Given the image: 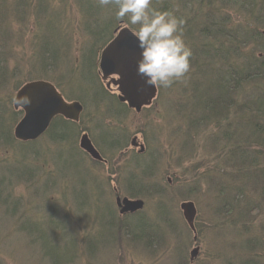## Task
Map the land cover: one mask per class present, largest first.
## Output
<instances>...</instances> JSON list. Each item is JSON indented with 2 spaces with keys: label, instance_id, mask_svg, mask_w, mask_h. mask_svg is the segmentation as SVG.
<instances>
[{
  "label": "rangeland",
  "instance_id": "1",
  "mask_svg": "<svg viewBox=\"0 0 264 264\" xmlns=\"http://www.w3.org/2000/svg\"><path fill=\"white\" fill-rule=\"evenodd\" d=\"M13 1L0 0V3L7 12L9 29L12 32L23 29L13 51V59L21 72L29 69L31 58H39V45L38 42L34 45L32 36L40 35L41 22L34 6L23 12L19 4L12 8ZM48 1L50 7L39 12V17H44L45 22L49 20L58 30L55 42L61 46L60 63H66L54 74L66 78L79 63L88 35L76 0ZM170 1L173 9L182 3V0ZM42 27L46 28L45 24ZM42 44H53L52 35L44 36ZM7 63L13 65L14 62L10 58ZM86 74H76L66 88L80 95L79 87L88 84L92 88L87 91L88 97L92 98L95 88ZM103 81L110 94H119L116 86L108 83L109 79ZM256 90L250 87L243 96L255 98ZM161 94L159 90L157 99L154 98L149 107H144L140 113L132 111L122 120L110 119L98 110L95 98L86 104L81 119L83 133L89 134L108 159L115 157L112 164H96L83 151L87 159L79 151L72 153L71 145L64 142L44 150L45 155L35 164L37 173L28 182L21 185L16 179L2 182L6 187L5 192L0 187V264H53L48 251H59L63 260L72 255V248L79 250L77 264H264L263 253L253 249L258 243L259 247L264 243L261 225L264 212L245 213V209H251L248 203L238 204L235 211L223 212L226 205L222 204L226 199L234 200L233 194L237 195L238 188L248 190L243 182L235 183L222 177L221 165L229 161V156L215 135L224 127L212 125L200 130L190 127L181 111L172 109L180 101V93L172 94L177 100L169 98L168 91L164 92V97ZM192 103V100L184 102L183 108L190 111ZM108 130L126 134L128 149L120 154L111 149L109 142L102 139V133ZM83 133L78 138V146ZM135 135L146 146L144 154L131 148ZM26 153L21 146L4 150L0 152V164L14 163L17 156ZM137 155H144V159L137 161L146 174L133 172L136 163L132 160ZM3 168L0 166V178L12 176ZM13 175L16 177L17 173ZM132 175L140 182L141 176H148L152 183L164 188L163 200L149 192L135 197L146 202L142 219L130 217L135 214L122 216L116 201L118 192L129 197L127 178ZM12 198L16 201L10 204ZM189 200L197 207V242L181 209V203ZM108 209L113 214H109ZM125 218L128 219L123 222ZM124 223L138 225L139 229L152 227L157 234L148 238L151 241L148 243L131 228L135 235L128 237ZM196 246L200 251L192 257Z\"/></svg>",
  "mask_w": 264,
  "mask_h": 264
},
{
  "label": "trees",
  "instance_id": "2",
  "mask_svg": "<svg viewBox=\"0 0 264 264\" xmlns=\"http://www.w3.org/2000/svg\"><path fill=\"white\" fill-rule=\"evenodd\" d=\"M13 3L12 8L19 4V9L23 12L34 6L35 15L42 25L40 24V35L32 36L35 38L34 45L37 42L39 45V58H31L29 69L20 72L19 64L13 59V51L23 29L16 32L9 29L11 25L5 18L7 12L2 2L0 3V152L14 150L17 146L27 152L17 156L14 163L0 164L4 167L3 170L12 174L0 178V187L4 192L6 185L2 182L7 179L20 180L18 185L28 182L37 173L38 166L35 164L45 155L44 150L48 151L52 146L67 142L71 145L72 153L77 154L79 151L87 159L80 144L78 146V138L85 131L81 125L84 114L78 122L62 116L56 117L48 131L36 141L23 142L15 137L14 128L22 118L23 111L14 108L13 99L17 90L25 83L39 79L51 81L69 100H80L85 107L95 98V107L106 113L110 119L122 120L132 112L129 105L122 103L116 94L108 92L99 70L101 50L114 39L116 30L123 24L116 20L114 7H101L96 0H76L81 9L80 19L88 39L80 51L79 63L71 70L72 75L65 78L54 74L61 64L66 63H60L61 46L56 43L58 30L49 20L45 22L44 17H39V12H45L51 3L48 0H14ZM152 6L160 10L174 11L186 21L184 38L192 51L191 69L186 78L170 88H158V91L162 93L161 96L168 91L169 98L175 92L180 93V101L172 109L181 111L190 127L197 130L212 125L216 128L224 127L219 135H215L220 138L225 154L228 152L229 156V161L226 160L221 165L224 174L222 177L235 183L243 182L248 187V190L243 191L238 188L237 195L233 194L234 200L226 199L222 204L226 205L223 212L235 211L241 203L251 204V209H245V213L264 212V0H182L176 9L172 8L170 0H153ZM19 19L23 20V17L20 16ZM44 24L46 28L42 27ZM129 27L136 31L135 27ZM48 34L52 35L53 44L43 45L42 38ZM10 58L13 65L7 63ZM80 72L87 73L86 78L94 84V97H88L87 91L92 89L88 84L79 87L82 92L80 95L73 94L66 88V85L70 86L71 78ZM250 87L257 88L255 98L243 96ZM172 99L177 100L174 97ZM191 100L193 109L188 111L183 108L184 102L191 103ZM125 136L127 135L117 130L102 133L103 141L109 142L107 145L117 154L123 153L129 145ZM95 145L107 160L106 164L115 159H108L99 145ZM138 158L144 159V155H137L132 160L136 163L133 172L146 174L145 169L138 163ZM92 161L105 164L94 159ZM33 167L35 171H32ZM148 171L150 174L149 169ZM15 172L16 177L13 175ZM136 178V175L127 178V194L130 197L135 198L149 192L163 200V187L152 183L148 176H141V182ZM8 196L11 198L9 193ZM16 198H12L13 201L10 200L9 203L12 204ZM107 211L113 214L110 209ZM142 213L136 212L133 213L135 216L130 217L142 219ZM261 225L264 227V222ZM123 228L129 232L128 237L135 235L131 228L136 229L148 243H151L148 238L157 234L152 227L147 226L142 227L144 231L147 229L146 232L142 228L140 231L138 225L124 223ZM253 249H258L264 257V243L261 247L258 243ZM48 253L51 254L48 258L53 264H77L79 259V250L74 248L72 255L63 260L59 251Z\"/></svg>",
  "mask_w": 264,
  "mask_h": 264
},
{
  "label": "water",
  "instance_id": "3",
  "mask_svg": "<svg viewBox=\"0 0 264 264\" xmlns=\"http://www.w3.org/2000/svg\"><path fill=\"white\" fill-rule=\"evenodd\" d=\"M140 59V48L135 33L129 28L121 30L115 41L107 46L100 61L103 77L107 79L112 75H118V79H112L119 85L122 101H127L137 111H141L144 103H147L157 91V87L147 85L144 78L137 72V62ZM16 110H23L24 114L15 126V137L27 142L36 140L46 133L57 116H63L69 120L79 121L84 111L81 101L67 100L61 91L50 81L34 80L25 83L16 93L13 101ZM133 144L138 145L137 137ZM81 146L93 158L103 160L87 133L81 137ZM117 204L121 208L120 213L136 212L145 206L143 199H131L117 197ZM184 217L197 238L195 219L197 207L194 201H185L181 204ZM196 247L192 257L198 254Z\"/></svg>",
  "mask_w": 264,
  "mask_h": 264
},
{
  "label": "clouds",
  "instance_id": "4",
  "mask_svg": "<svg viewBox=\"0 0 264 264\" xmlns=\"http://www.w3.org/2000/svg\"><path fill=\"white\" fill-rule=\"evenodd\" d=\"M112 6L116 20L135 27L140 48L137 72L147 85L170 88L191 69L192 51L184 38L186 21L174 11L153 7V0H96Z\"/></svg>",
  "mask_w": 264,
  "mask_h": 264
}]
</instances>
